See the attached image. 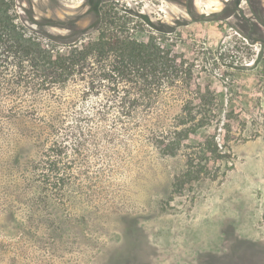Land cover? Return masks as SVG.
<instances>
[{"label": "rangeland", "instance_id": "rangeland-1", "mask_svg": "<svg viewBox=\"0 0 264 264\" xmlns=\"http://www.w3.org/2000/svg\"><path fill=\"white\" fill-rule=\"evenodd\" d=\"M32 1L39 22L76 21L84 38L106 16L139 37L166 32L221 120L168 156L153 144L156 126L180 123L183 84L147 129L103 120L80 86L67 90L59 130L47 125L48 94L44 124L0 114V264H264V0ZM19 4L25 21L29 1ZM208 137L226 159L176 193L186 154ZM52 142L63 147V184L47 192L38 166Z\"/></svg>", "mask_w": 264, "mask_h": 264}, {"label": "trees", "instance_id": "trees-1", "mask_svg": "<svg viewBox=\"0 0 264 264\" xmlns=\"http://www.w3.org/2000/svg\"><path fill=\"white\" fill-rule=\"evenodd\" d=\"M28 1L25 22L18 10L20 0H0L1 115L29 117L44 124L47 117L40 107L41 98L48 94L53 107L50 116L54 117L47 125L59 130L53 121L71 106L67 90L80 86L84 97L100 100L95 110L103 120L113 115L115 125L123 129H147L168 90L183 84L187 97L180 108V123L173 131L157 125L154 146L165 155L176 156L192 135L218 125L216 98L210 100L209 89L192 84L193 68L175 46L165 44L166 32L139 37L128 22L106 16L96 25L99 34L84 38L76 21L44 18L39 22L34 2ZM55 28L69 33L54 32ZM5 100L12 103L10 109L1 106ZM190 149L186 170L175 178L176 193L200 181L211 166L226 159L214 138ZM46 153L38 171L46 191L51 192L63 184L62 144L52 142Z\"/></svg>", "mask_w": 264, "mask_h": 264}]
</instances>
